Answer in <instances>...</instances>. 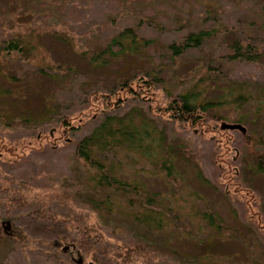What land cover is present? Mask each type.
<instances>
[{"label":"trees","instance_id":"16d2710c","mask_svg":"<svg viewBox=\"0 0 264 264\" xmlns=\"http://www.w3.org/2000/svg\"><path fill=\"white\" fill-rule=\"evenodd\" d=\"M68 1L22 0L19 7L14 4L0 18V23H6L0 28V97L12 95L14 91L16 94V88L7 83L12 80L19 83L20 95L23 94L21 88L25 86L22 81L25 76L18 72L20 64L31 63L33 77L59 74L49 71L46 65L29 60L39 46L42 32L37 27L40 26H48L51 34L61 42H69V47L74 44L71 51L80 60H85L89 67H106L121 55L135 54L139 57L148 53L146 48L154 38L140 32L139 20L115 28L104 44L96 47L76 46L75 36L79 32L67 24V18L61 16ZM195 1L203 10L202 20H190L184 25L186 29L164 41L161 61L156 63L149 59V67L138 66L137 72L120 77L105 88H81L78 92L82 95L81 109L61 110L62 102L59 99L49 100L48 96L42 94L39 96L43 98L39 101L42 108L7 117L0 113L1 119L8 124L31 120L42 122L33 128L37 131L35 134L7 132L5 135V131L0 132V164L16 163L19 149L34 153L43 149L71 147L77 166L90 186L86 198L104 205L103 215L107 219L115 216L142 228H156L162 224L164 208L158 206L163 199L162 192L146 188L138 179L123 175L124 167L119 158L134 153L158 167L165 175H172L176 157L192 159L193 154L186 152L188 143L172 142L168 130L194 128L206 142L207 157L211 156L213 162L211 171L217 177V180L208 176L205 179L226 193L231 204L240 205L242 215L247 220L245 224L264 238L263 213L255 210L256 203L246 200L245 196L249 194L239 190L241 186L250 189L245 173L247 170L264 172V133H256L250 124V121L257 122L263 118L259 109L264 108V84L254 86L246 79L231 78V68L238 61L264 65V0ZM49 10L59 12L56 15L60 19L56 17L48 22L45 13ZM10 11L28 15L25 21H17ZM70 33H73L72 36ZM196 50L203 51L200 62L181 74L180 65L187 60L188 53ZM67 65V69H72V65ZM53 67L64 68V64L58 62ZM68 72L74 75L78 69ZM65 75L64 72V78ZM173 78L177 82L167 86L166 81ZM212 88L216 89V94L209 95ZM37 94L41 92L37 91ZM226 107V111L220 112V108ZM84 108L89 109L85 111ZM236 109L235 121L249 122L250 130L234 142L238 149L251 153V166L247 165L246 157L243 158L244 165H235L230 158V150L225 152L234 144L230 141L235 136L229 135L228 128L222 127L219 122L228 116V111ZM222 151L226 153L224 157L221 156ZM242 167L246 175L244 179L239 174ZM230 168L233 173L227 179L237 180L238 187L235 189H232L230 181L224 179ZM220 176L224 181L218 179ZM43 187L46 190L47 185ZM31 188L24 187L22 180L14 185L0 182V189L7 192L0 197L3 211H20V220L34 234V239L41 244L39 249L45 255L57 256L59 252L76 259L72 253L75 250L79 254L77 259H84L90 253L92 256L88 262L94 264H156L155 259L162 253L176 251L141 237L117 238L112 243L95 226L45 210L47 202L43 199L42 187L34 191ZM76 193L55 188L51 197L56 194L72 199ZM114 203L123 205L116 207ZM202 216L220 228L233 227L218 218L214 208L204 209ZM8 221L1 213L0 237L7 230ZM71 244L76 248L70 249ZM47 248L52 250L48 251Z\"/></svg>","mask_w":264,"mask_h":264},{"label":"rangeland","instance_id":"374dc122","mask_svg":"<svg viewBox=\"0 0 264 264\" xmlns=\"http://www.w3.org/2000/svg\"><path fill=\"white\" fill-rule=\"evenodd\" d=\"M21 1L0 0V18L14 4L19 7ZM200 6L195 0H69L64 6L65 9L61 16L67 18V24L79 32L75 36L76 46L79 44L80 46L96 47L104 44L115 28H121L122 25L132 20H135L134 22L139 20L140 32L154 38L152 44L146 48L148 53L140 54L139 57L135 54L125 57L121 55L106 67H89L85 60H80L71 51L74 44H70L72 47H69V42L57 40L47 29L48 26L37 27L41 30L42 36L35 54L29 60L46 65L49 71H56L59 74L57 76L42 74L33 77L31 63L20 64L18 72L25 76L22 80L25 86L21 88L23 94L20 95V85L17 81L7 82L16 88V94L14 91L12 95L0 97V113L7 117L24 114L23 112L26 110L42 108L39 103L43 99L39 98L42 94L48 96L49 100L59 99L62 102L61 110L81 109L82 95L80 96L81 92L78 94L81 88L85 89L87 86L105 88L106 85L112 84L118 78L137 72L138 66L140 68L149 67V59L156 63L161 61L164 53V41L186 29L187 27L184 25L188 24L190 20H202L204 14H202L203 10ZM229 8L230 6H228ZM56 14L59 12L47 11L45 13L46 20L50 22L56 17L60 19ZM10 15L17 21H25L28 14L10 11ZM5 24L0 23V28H3ZM61 32L65 33L66 31L62 30ZM70 34L72 36L73 33ZM202 55V50L188 53L187 60L180 65L181 74L186 69L192 68L198 61L200 62ZM58 62L63 63L64 68L53 67ZM67 64L72 65V69H67ZM73 69H78L75 76L68 72ZM64 72L66 73L65 78L63 77ZM231 74V78L246 79L254 86L264 84L263 64L238 61L232 66ZM26 79L28 80L26 81ZM166 82L167 86H172L177 81L173 78ZM37 91L41 94L38 95ZM215 92L216 89L212 88L209 95L216 94ZM86 109L89 108H84L85 111H87ZM227 109V107L220 108V112ZM252 109L255 108H248V110ZM259 112L263 118L257 122L250 121V124L256 133H264V108H260ZM236 113L237 109L228 111V116L223 117V120L235 121ZM252 114L254 113L250 115ZM39 123L42 122L31 120L13 125L4 123L0 117V132L5 131V135L7 132H14L17 135L19 132L35 134L37 131L33 128ZM247 123L243 122L245 126L243 130L240 128L238 130L237 127L227 129L229 135L233 134L235 137L230 141L234 144H231L225 152L230 150V158L235 165H239V163L244 165V157L247 159L248 166L253 165L251 153L238 149L234 142L236 138L241 139L248 133L250 124ZM168 133L172 142L188 143L186 152L188 155L190 152L193 154V160L186 156H177L173 167L175 171H172V175H165L158 167L134 153L119 158L124 167L123 175L138 179L145 184L146 188L162 192L163 199L161 204H158L159 208H164L161 213L162 224L156 228L151 226L142 228L115 216L107 219L103 215L105 214L104 205L90 202L86 198L90 186L86 183L82 170L77 166L71 147L58 148L57 150L43 149L44 151L34 153L30 150L22 152L19 149L17 152L19 159L16 163L12 165L0 164V182L3 185H14L18 180H22L24 187L32 186L31 191L42 187L40 190L44 194L43 199L47 202L45 210L55 211L56 215L75 218L81 224L95 226L112 243H115L117 238L135 239L141 237L157 241L159 244L176 250L162 253L158 259H155L156 264H257V262L264 264V238L255 229L251 228L252 230H250L245 224L247 220L242 215L241 206L233 202L231 204L226 193L215 188L212 182L205 179L208 176L212 180H217V177L211 171L212 158L211 156L207 157L208 149L204 146L206 142L202 140L201 135L194 128H189L186 131L171 128ZM225 152L222 151V157L226 155ZM234 163L233 166H235ZM232 173L233 170L228 169L224 179H227V176ZM245 173L250 182V189L246 190V186H241L239 190L242 189L246 194H249V196H245L246 200L253 204L256 203L255 210L264 215V172L247 170ZM239 174L241 178H245L243 167ZM218 179L224 181L222 176ZM227 180L233 184L232 189L238 187L237 180ZM44 185H47L46 190H44ZM55 188L77 193L72 199L56 194L51 197ZM8 192L11 193L9 190ZM4 193L7 192L0 189V196H3ZM29 197L32 198V195L29 194ZM2 201L0 197V214L2 213L3 218H8L9 221L7 230L4 231L3 237H0V264H87L92 256L90 253L84 259H77L79 254L75 250L72 253L76 259L59 252L57 256L45 255L44 251L39 249L41 247L39 241L34 239V234L20 220L18 216L20 211L6 213L3 211ZM121 205L123 203H114L116 207ZM206 208L207 210L214 208L217 217L224 219L233 227L220 228L210 224L202 216ZM64 245L66 246V244ZM75 248L73 244L70 245V249ZM47 249L48 251L52 250L51 248Z\"/></svg>","mask_w":264,"mask_h":264},{"label":"water","instance_id":"95a60500","mask_svg":"<svg viewBox=\"0 0 264 264\" xmlns=\"http://www.w3.org/2000/svg\"><path fill=\"white\" fill-rule=\"evenodd\" d=\"M220 124L222 127H227V128L237 127V128L242 129V130L245 128L244 124L240 121L222 120ZM88 264H94V263L92 261H89Z\"/></svg>","mask_w":264,"mask_h":264}]
</instances>
